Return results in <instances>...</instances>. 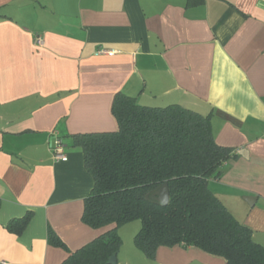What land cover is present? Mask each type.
Instances as JSON below:
<instances>
[{
  "label": "crops",
  "instance_id": "1",
  "mask_svg": "<svg viewBox=\"0 0 264 264\" xmlns=\"http://www.w3.org/2000/svg\"><path fill=\"white\" fill-rule=\"evenodd\" d=\"M118 92L211 116L236 156L210 187L264 244V0H0V261L61 264L112 227L83 220L95 180L73 135L117 130ZM29 211L22 233L8 229ZM135 221L118 227V264L227 263L182 245L149 258L139 227L124 230Z\"/></svg>",
  "mask_w": 264,
  "mask_h": 264
},
{
  "label": "trees",
  "instance_id": "2",
  "mask_svg": "<svg viewBox=\"0 0 264 264\" xmlns=\"http://www.w3.org/2000/svg\"><path fill=\"white\" fill-rule=\"evenodd\" d=\"M112 112L117 130L73 135V146L83 151L95 180L83 220L95 228L112 227L61 264H110L123 244L118 227L134 220L141 221L135 244L149 258L160 246L182 245L220 255L226 264H264V244L210 187L236 156L216 142L211 116L180 104L141 105L124 92L116 94ZM164 182L170 202L161 206L148 194ZM32 217L29 211L12 219L8 229L20 234ZM48 240L65 246L51 228Z\"/></svg>",
  "mask_w": 264,
  "mask_h": 264
},
{
  "label": "water",
  "instance_id": "3",
  "mask_svg": "<svg viewBox=\"0 0 264 264\" xmlns=\"http://www.w3.org/2000/svg\"><path fill=\"white\" fill-rule=\"evenodd\" d=\"M148 198L161 206L168 205L170 202V190H169L168 182H164L161 185H159L156 189L152 190L148 194ZM246 199L252 204L251 199L253 198L247 197ZM109 263L118 264L117 254H114L110 257Z\"/></svg>",
  "mask_w": 264,
  "mask_h": 264
},
{
  "label": "built area",
  "instance_id": "4",
  "mask_svg": "<svg viewBox=\"0 0 264 264\" xmlns=\"http://www.w3.org/2000/svg\"><path fill=\"white\" fill-rule=\"evenodd\" d=\"M36 43L42 44L43 43L42 38L40 37L36 38ZM100 52H105L109 54L112 53L111 51L106 49H101ZM49 145L56 159H61V160L68 159V156L63 152V142L58 136L56 135L52 136L49 140ZM0 264H13V263L7 260H1Z\"/></svg>",
  "mask_w": 264,
  "mask_h": 264
},
{
  "label": "rangeland",
  "instance_id": "5",
  "mask_svg": "<svg viewBox=\"0 0 264 264\" xmlns=\"http://www.w3.org/2000/svg\"><path fill=\"white\" fill-rule=\"evenodd\" d=\"M140 220H136L134 223H131V224H129V225H126L125 227H124V230H127V229H130L131 230V227H133L134 226V229H136L137 228V226L139 227V228H137V230H132V232H130L131 234L133 233V231H139V229H140ZM124 233V232H123ZM130 234V235H131ZM127 238V233H125V239Z\"/></svg>",
  "mask_w": 264,
  "mask_h": 264
}]
</instances>
